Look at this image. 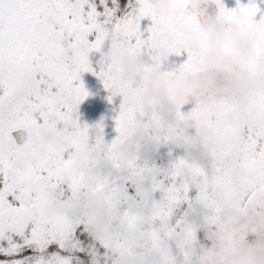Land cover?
<instances>
[{
	"label": "snow or ice",
	"instance_id": "snow-or-ice-1",
	"mask_svg": "<svg viewBox=\"0 0 264 264\" xmlns=\"http://www.w3.org/2000/svg\"><path fill=\"white\" fill-rule=\"evenodd\" d=\"M206 3L0 0V264H264V0H214L252 38L247 98L204 89ZM86 71L122 95L110 140L79 119Z\"/></svg>",
	"mask_w": 264,
	"mask_h": 264
},
{
	"label": "flooded vegetation",
	"instance_id": "flooded-vegetation-1",
	"mask_svg": "<svg viewBox=\"0 0 264 264\" xmlns=\"http://www.w3.org/2000/svg\"><path fill=\"white\" fill-rule=\"evenodd\" d=\"M241 2H246V0H241ZM224 3L227 7H235L237 0H224ZM203 6L209 12L204 17L207 29L203 45L204 71L201 74L204 89L219 99L233 96L247 98L255 89V78L250 71V66L256 56L252 38L242 27L238 17H225L216 13L217 7L214 0H207ZM233 23L236 25L235 28L232 27ZM99 56V53L91 54L90 59L93 64H96ZM136 56L145 57L147 63L156 56L167 58L163 50L136 54L132 58ZM184 58L183 55L170 54L163 68L167 70L176 67ZM223 65H230V68ZM81 78L89 95L78 106L79 119L82 123L89 125L102 122L105 138L110 140L116 134L114 117L118 114L122 95L116 94L110 100L109 91L105 88L103 80L93 72L86 71L82 73ZM191 106L192 104L189 103L185 106V110ZM245 116V113L236 108H227L223 113V118L231 124H238ZM91 130L94 131V129ZM169 147V145H161L157 151L150 153L152 159L161 164L166 163L169 159ZM174 151L180 152L182 149L176 148ZM89 226L93 231L99 232L107 224L100 217H92Z\"/></svg>",
	"mask_w": 264,
	"mask_h": 264
},
{
	"label": "clouds",
	"instance_id": "clouds-1",
	"mask_svg": "<svg viewBox=\"0 0 264 264\" xmlns=\"http://www.w3.org/2000/svg\"><path fill=\"white\" fill-rule=\"evenodd\" d=\"M232 27L235 28L236 25L235 23L232 24ZM147 59L145 57L142 56H136L132 59H124L121 61V67L124 69H131L132 67H134L135 65H139V64H144L147 63ZM226 68H230V65H223ZM101 227H103V225H101Z\"/></svg>",
	"mask_w": 264,
	"mask_h": 264
}]
</instances>
